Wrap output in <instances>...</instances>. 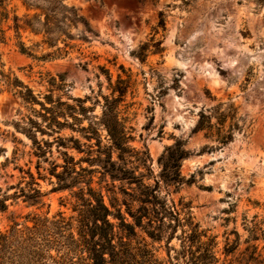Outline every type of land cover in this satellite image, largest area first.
<instances>
[{
	"label": "rangeland",
	"instance_id": "374dc122",
	"mask_svg": "<svg viewBox=\"0 0 264 264\" xmlns=\"http://www.w3.org/2000/svg\"><path fill=\"white\" fill-rule=\"evenodd\" d=\"M63 2L82 19L59 17L64 33L55 29L52 45L45 43L38 21L32 30L40 34L15 28V16L32 18L42 2L0 3L1 70L31 88L37 100L23 101L0 78V232L16 229L26 237L37 220L76 217V196L89 180L107 205L113 187L120 199L121 188L136 190L103 169L105 155L102 162L94 161L98 150L111 146L102 124L105 98H110L117 99L132 151L124 161L113 151L112 160L155 185L167 148L183 141L188 152L180 168L184 182L178 188L161 184V196L181 218L191 212L205 234L202 241H213L218 264H264V0ZM58 48L59 55L43 57ZM55 112L69 125L44 117H56ZM201 113L212 128L195 133ZM89 125L97 133L82 131ZM221 129L232 135L225 145L218 137ZM71 139L79 140L80 151ZM66 153L79 176L71 174L61 183L56 174L67 171ZM136 231L131 247L147 245L166 264L169 252L174 258V249L181 250V229L161 242ZM26 245L11 246L20 252L18 264H38ZM49 255L57 252L51 249Z\"/></svg>",
	"mask_w": 264,
	"mask_h": 264
},
{
	"label": "trees",
	"instance_id": "16d2710c",
	"mask_svg": "<svg viewBox=\"0 0 264 264\" xmlns=\"http://www.w3.org/2000/svg\"><path fill=\"white\" fill-rule=\"evenodd\" d=\"M38 1L42 2L44 7H36L35 10L38 13L32 18L25 16L23 20L15 16V28L32 30L34 20L38 21L45 28L43 34L47 36L45 43L48 45H52L54 36L57 37L56 32H54L55 29L64 33L62 28L57 25L59 17L69 15L76 20L82 19L77 9L69 8L63 0ZM1 2L2 0H0ZM65 18L71 24L73 23L69 17ZM21 21H23V26L20 25ZM162 23L164 24L163 19ZM32 32L35 31L32 30ZM35 34L40 33L35 32ZM65 47H67L66 44ZM27 50L22 43L21 51L27 53ZM62 51L61 48H58L55 53L43 57L52 58ZM0 78L8 88L16 91V94L23 101L27 103L37 101L31 88L24 85L17 77L12 78L11 75L5 74L1 70V60ZM116 102L117 99L105 98L102 124L108 131L111 146L106 148L104 152L98 150L99 157L94 161L102 162L101 155H105V161L102 162L104 164L103 169L113 180L125 182L130 187L135 185L136 190L129 192L127 189L121 188L120 191L124 198L120 199L113 187V190H109L113 194V198H110V203L107 205L102 192L95 190L91 186V181L87 180V176L84 177L88 182H86V188L81 189L76 196L77 203L74 206V211L77 213L76 217L66 219L59 215V219L56 221L37 220L34 229H28L29 235L26 237L22 231L16 229H13L9 235L0 232V264H14L13 261L18 264L20 252L11 247L15 242H21L31 247L28 248L26 245L28 251H31V257L38 264H49L50 259L53 264H166L159 261L154 253L147 249V245L138 248L131 247V240L138 236L137 229L143 231L153 242H161L166 237L170 240L181 229V250L176 251L174 249L176 254L174 258L169 252V264H218L219 260L213 251V241H202L205 234L194 223L191 212L185 213V217L181 218V213L176 206L174 204L170 206L167 199L163 198L160 193L161 184L167 188L172 186L178 188L184 182L180 172L181 162L188 156L184 142L179 140L167 148L166 155L163 157L165 164L160 180H157L155 185L146 184L144 176L139 177L135 172L118 166L112 160L113 151L119 153L120 161H124L125 155L132 152L127 146L129 138H127L118 118ZM42 106L48 110L43 104ZM56 113L54 115L56 117L48 118L47 115L44 117L60 127L68 126V121L60 122ZM205 128H212L211 119L201 113L194 132L197 133L205 130ZM40 129L43 133L44 129ZM82 131L87 135L90 131L97 133L92 125L83 127ZM218 137L223 145L232 140V135L222 129L219 131ZM58 139L62 146L68 148L64 139ZM90 139L91 137L88 136V140ZM68 142H73L75 148L78 151L81 150L82 145L79 140L71 139ZM38 147L39 150H42V146L39 145ZM99 149H101V145ZM90 151L92 152V150ZM65 156L68 159L64 166L67 171L56 174L61 183L65 181V177H71V174H79L72 168L75 165L74 158L68 156L67 153ZM82 171L89 174L88 171L91 170L82 169ZM59 189H63V187L61 186ZM34 194L35 198L41 196L39 190H35ZM183 205L184 209L189 208L186 204ZM40 225L44 228L39 227ZM74 229L77 231V236L74 234ZM51 249L57 252L56 257L49 255Z\"/></svg>",
	"mask_w": 264,
	"mask_h": 264
}]
</instances>
